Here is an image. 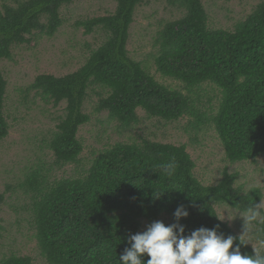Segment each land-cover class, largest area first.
<instances>
[{"label": "trees", "instance_id": "1", "mask_svg": "<svg viewBox=\"0 0 264 264\" xmlns=\"http://www.w3.org/2000/svg\"><path fill=\"white\" fill-rule=\"evenodd\" d=\"M14 1L0 0V144L12 127L5 115L8 82L2 61L12 58L14 47L31 43L34 34L54 36L65 23L62 8L78 0ZM112 1L116 3L112 13L75 22L86 34L96 29L106 34L86 62L63 76L40 74L24 90L34 91L54 108L66 104L45 144L53 164L48 168L38 158L24 170L19 185L30 199L38 247L49 264H120L128 235L139 232L144 221L167 216L169 224L175 223L177 207L193 202L196 207H189L190 216L179 221L187 226L186 234L220 224L225 236L239 235L228 222L217 219V205L243 211L263 194L259 186L245 189L238 184L239 174L227 170L216 184L207 185L196 174L187 144L145 137L100 150L76 177L51 179L55 168L82 162L85 146L79 131L90 122L85 102L96 87L101 90L95 111L107 112L120 129L140 124L139 109L147 118L168 124L188 117L185 130L193 142L213 128L231 163L256 162L264 155V0L233 30L210 28L203 0H167L184 15L158 31L154 64L163 78L182 83L187 93L159 81L144 61L130 53L137 8L149 0ZM205 84L218 90V103L211 98L203 101L197 90ZM172 159L178 164L173 177L155 171ZM6 199L7 192H1L0 212ZM242 251L253 254V246ZM0 264L34 261L29 255L11 254Z\"/></svg>", "mask_w": 264, "mask_h": 264}, {"label": "rangeland", "instance_id": "2", "mask_svg": "<svg viewBox=\"0 0 264 264\" xmlns=\"http://www.w3.org/2000/svg\"><path fill=\"white\" fill-rule=\"evenodd\" d=\"M15 1L13 0V3ZM261 0H203L209 16V27L233 30L239 21L255 9ZM116 3L112 0H78L62 8L65 23L52 37L32 35V42L13 48L11 59H4L1 69L8 82L5 115L11 124L8 137L0 144V193L6 191L7 199L0 212V259L11 254L29 255L34 264H49L41 255L36 239V230L32 224L30 199L22 193L19 185L24 179V170L32 166L38 158L45 161L50 168L54 162L52 151L45 145L53 130L56 129V116L64 113L65 102L54 108L34 91L25 94L24 90L40 74L63 76L76 71L105 39L106 34L96 29L91 34L85 28L76 27L80 19L104 16L112 13ZM184 15L183 9L171 6L167 0H149L137 8L135 22L131 27L128 48L131 55L144 61L157 79L175 88L187 89L182 83L165 79L156 71L153 46L158 31L167 21L176 20ZM38 34V33H37ZM96 90L90 89V97L85 102V112L90 115V122L83 125L79 137L85 149L81 155V164H70L62 169L55 168L50 172L51 179L76 177L87 169L96 153L116 142L140 141L142 137L160 142L187 144L188 151L196 161V174L207 185L216 184L224 171L238 173V184L245 189L259 186L264 194V155L253 161L231 163L226 159L225 150L216 131L212 128L201 134L193 142L185 130L188 117L168 124L165 120L147 118L139 109L140 124L129 129H120L118 122L111 121L107 112L97 113L95 106L99 96ZM199 91L203 101L209 98L218 103V90L205 84ZM196 96V95H195ZM194 96V97H195ZM9 188V189H8ZM220 215L237 210L225 205H217ZM169 224L167 216H163ZM239 234L242 218L237 216L228 221ZM151 222L144 221L139 232L144 231ZM257 247L259 244L253 241Z\"/></svg>", "mask_w": 264, "mask_h": 264}, {"label": "clouds", "instance_id": "3", "mask_svg": "<svg viewBox=\"0 0 264 264\" xmlns=\"http://www.w3.org/2000/svg\"><path fill=\"white\" fill-rule=\"evenodd\" d=\"M178 164L175 159L155 169L160 175L171 178L175 175ZM159 194L156 198H159ZM259 202H254L243 211L237 209L225 215L216 214L219 221H231L237 216L242 218L239 235L225 236L220 224L213 228L199 227L187 232V226L179 223L190 216L189 207L181 204L174 212L176 222L165 224L162 220L153 221L146 229L129 234V246L119 254L120 264H264V194H259ZM256 240L257 247L253 244ZM238 241V242H237ZM253 246V254L242 251V247ZM147 254L148 259L143 257Z\"/></svg>", "mask_w": 264, "mask_h": 264}]
</instances>
